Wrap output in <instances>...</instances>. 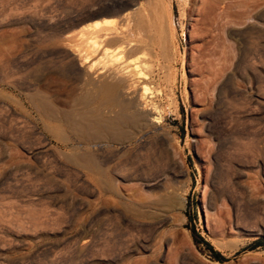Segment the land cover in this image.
Instances as JSON below:
<instances>
[{
	"label": "rangeland",
	"instance_id": "374dc122",
	"mask_svg": "<svg viewBox=\"0 0 264 264\" xmlns=\"http://www.w3.org/2000/svg\"><path fill=\"white\" fill-rule=\"evenodd\" d=\"M115 1L0 0V264H264V215L235 217L257 192L264 200V0H122L128 18L125 10L78 24ZM105 18L136 42L121 61L154 77L148 82L163 118L159 130L123 145L86 141L63 119L65 111L101 112L88 102L99 96L100 76L91 80L68 66L89 36L79 29ZM106 47L111 56L122 50L116 39ZM124 173L142 182L128 183L138 191L123 189L116 203L98 204L107 175L124 188ZM156 176L175 199L165 224L144 206L157 189L143 180ZM208 194L216 197L213 209ZM193 230L224 260L196 243ZM110 237L119 247L107 257ZM84 241L87 252L78 254ZM119 243H127L126 263Z\"/></svg>",
	"mask_w": 264,
	"mask_h": 264
},
{
	"label": "bare ground",
	"instance_id": "6f19581e",
	"mask_svg": "<svg viewBox=\"0 0 264 264\" xmlns=\"http://www.w3.org/2000/svg\"><path fill=\"white\" fill-rule=\"evenodd\" d=\"M116 8H119L120 10L119 11H115ZM125 10H127V12L124 13L125 17L128 18V16L132 15V11L127 9V4L124 3L122 0H117V1L113 2L112 4L105 6L101 10L100 9L97 10V11L95 10V12H91L92 11L91 10L90 14H88L86 16H83L78 21V24L84 23V22H86V21H88L90 19H93V18L95 19V18L101 16L102 14L114 13V15H115L116 13H119L121 11L123 12ZM226 12H225L224 16L226 15ZM134 13H135V11H134ZM230 14L233 15V13H230ZM232 15H230V16H232ZM219 16L220 17L223 16V13H222V15H219ZM227 16H228V14H227ZM230 16H229L230 19L228 20L229 21L228 23H230V21H233V23H235L234 20H232L234 18L231 19ZM245 16H243V18L244 17L245 18L249 17L247 15V13L245 14ZM127 18H125V19H127ZM225 18H227V17L225 16ZM239 18H241V16H239ZM220 20H222V19H220ZM225 20H227V19H224L223 23H226ZM245 20L247 21V19H245ZM257 20H259V19H257ZM111 21H112L111 18H105L103 20H96V21H93L91 23L83 25L79 29V32H78L79 36H83L84 38H85V36L87 34L89 36L86 37L85 47L81 48V46H80L79 48H77V50L75 52L70 50L72 52V54H71L72 55L71 56L72 59L70 60L69 66H68L69 67L68 70H69L70 73H77V74H81V75L84 74V75H86L85 77H88L91 80L92 79L94 80V78H97L98 76H100V82L98 84H94V86L96 85L97 88H98L99 96L97 98L96 97L93 98L92 96H89V100L90 101H88V102H92V103L97 104V106L100 108L101 112L97 113V112L92 111V110L90 111V109H89L88 111H85V112H83L81 114L76 115L77 113L74 114L73 113L74 111L73 112L72 111H65L63 119L68 124V126L71 127V129H73L74 131L77 132V135L79 137H81L82 139H84L86 141H92V142L96 141V143L97 142H102V143L104 142L106 144L117 143V144L123 145L125 142L129 143L134 138H137L138 135H141L142 137L145 138V137H147L149 135V132L151 130H159V129H157V124H159L163 118L161 119V108H160V105H159V101L157 102L155 100L156 98L153 96V94L151 92V90H152L151 87H150L151 83L148 82V81L154 80V77L153 78H151V77H148V78L145 77L144 78V76L143 77L141 76V73H139L137 68H136L137 70H135L134 68L133 69H129V66L125 65V62L127 60L125 62L121 61V58L128 59V53L132 52L129 49H133V48H131V47H133L132 44L134 45V44H136V42L132 43L131 41L127 40V38H126V36L124 34L125 32L124 33L122 32V28H117V29L116 28L115 29L109 28L110 27L109 23ZM240 21L243 22V23L245 22V24L247 23L244 20L242 21V19H240L239 22ZM219 22L221 24V21H219ZM239 22H237V23H239ZM256 22H259V21H256ZM228 23H226L227 28H229L228 25H230ZM262 23L260 22V24H262ZM245 24H243V25H245ZM222 25L225 27L224 24H222ZM220 27H222V26H220ZM241 27H243V26H241ZM158 28H160V27H158ZM221 29L224 30L223 28H221ZM225 29H226V27H225ZM226 31H227V29H226ZM227 33H228V31H227ZM110 39L111 40H113V39L115 40L116 39L117 43L120 44L122 50H121V52L119 51V54H113L112 56L110 55L109 48L106 47L107 43H108V41ZM218 40H219V38H218ZM83 44L84 43H82V45ZM135 46H137V45H135ZM111 57H117V58L116 59H112ZM210 61H212V60H210ZM217 62H219V61H217ZM131 65H134V64L132 63ZM145 72H147V71H145ZM150 73L153 74L152 71ZM145 74H148V72L145 73ZM91 83H93V81H91ZM28 99L33 102L34 97L29 95ZM40 100H38V101H40ZM43 100H44V103L47 102V101H45V99H43ZM42 104H43V102H42ZM47 104H48V102H47ZM47 104H45V105H46V107L49 108L50 104L48 106H47ZM85 104L86 103L84 101L83 105H85ZM35 107H36V109L38 111H42V107L43 106H40L39 104H36ZM43 108L45 109V106ZM48 111H50V110H48ZM114 111H115V114L114 115L112 114L113 116H110V114L108 115V113H110V112L114 113ZM52 112H53V110H52ZM48 113H50V112H48ZM57 113H59V112H57ZM51 114H54V118H55V112L50 113L49 115L51 116ZM50 118H52V117H50ZM138 138H139V136H138ZM125 144H127V143H125ZM160 146L161 147L159 148L160 150H158V155L157 156H158L159 160H162V159L165 158L164 154L166 153V151H165V148L163 147V143H160ZM88 159H89V157H88ZM88 162H89V160H88ZM105 163H106V161H105ZM252 163H254V162H252ZM127 165H129V163H122V169H125L124 171L130 172L131 171L130 168H129L130 171L126 170V169H128V168H126V167H128ZM133 165H134V163H133ZM135 166L137 167V165H135ZM148 167H150V166H148ZM93 168L94 169H92V171L97 169L96 166H93ZM133 169H134V167H133ZM149 169H151V168H149ZM149 169L147 171H150ZM136 170L138 171V169H136ZM145 171L146 170L144 168V175H145ZM122 172H123V170H122ZM132 172H131V174L134 173V172L133 173ZM138 173L136 172L135 175H137ZM124 174H126V175L122 174V176H121L122 180L127 183V186H124V188L121 187L122 185L119 186L117 184V182L115 180L116 177L114 178L112 176L114 178V179H112L109 175H107L108 179L106 181V188L104 190L105 194H101L98 204H102L104 206H111L112 204L116 203L115 197L118 196L123 189H125V190L126 189L127 190H135V189H132V188H136L137 186H135V187L134 186L130 187V186L133 183H135V184H138L139 182L142 183L141 181H139V182L135 181V180H137L136 179L137 176L134 177L135 175H133V176L127 175L128 173H124ZM150 174H151V172H150ZM141 175H142V173H141ZM146 176H145V178H146ZM132 181H134V182H132ZM128 183H129L130 186L128 185ZM130 183H132V184H130ZM143 185H145L147 187H154L155 189H157L156 192H155V189H153V191L155 193L152 191L154 194H151L147 198L148 201L144 203V206L150 210L151 214H158V215L160 214L162 216V219L160 221L161 223H164V224L166 222L169 223L168 214H169L170 211H172V208L174 207V203H175V199L173 197L174 195L172 196V194H170L171 191H169V187L167 185L163 186L160 177H157V176L154 179H151V180L144 179L143 180ZM138 188H136L137 191H138ZM139 190H141V189H139ZM128 192L129 191H127V193ZM131 192H133V191H131ZM172 193H173V191H172ZM222 193H224V192H222ZM134 194L137 195V194H140V192L139 193L137 192V194L134 192ZM214 194H216V193L214 192ZM250 194H251V192H250ZM261 194L262 193L260 191L257 192V194H254L255 195L254 197H253V194H252L251 198L253 197V199H251L250 201L248 200V203L245 201L247 204L244 205L245 206V210L242 211V212H244V214L243 215H242V213L238 214V215L236 214V216H235L237 221H238V223H239V221L241 222L242 220H249V219L251 220V219H255V218H260L262 215H264V200H263V198L260 199ZM131 195H130V197H133ZM213 196H214L213 194H208V197H206L207 200H208V208L209 209H213V207H215L214 206V204H215L214 203L215 202L214 199L216 197L214 196L215 197L214 198ZM223 196L225 197V198L223 197V199H225V200L227 199L229 202H232V204H233V202H236V201H234L235 199L232 196L225 195V194ZM218 198L220 199L222 197H218ZM125 201H127L126 204H128V202L129 203L131 202L130 203V205H131L134 202V199L132 200V199L128 198ZM218 201L219 200H217V202ZM222 202H225V201L223 200ZM126 204H125V207H126ZM236 204H237V202H236ZM238 204H240L239 206L242 205L241 203H238ZM130 205H128V207ZM222 205H225V204H222ZM126 209H128V208H126ZM149 210H147V211H149ZM107 212L110 213L111 210L108 208ZM149 216H150V214H149ZM155 216H157V215H155ZM119 217H120V215H119ZM143 217H145V218L148 217L146 212L143 213ZM211 217H213L212 212H210V214L208 212L207 220L210 221ZM251 221H250V223L255 222V221H252V222ZM211 222H213V221H211ZM217 223L218 222H216V225H217ZM221 223L219 222V224H221ZM242 223H244V222H242ZM132 226H135V225H132ZM130 228H132V227H130ZM78 241H80V240H78ZM87 242L88 241L82 242V245H80L81 247L79 246L80 248L77 249L78 250V254H79V252L81 253L82 251H84V249H86L85 252H87V249H88ZM120 242H123V239ZM115 244L117 245V241H115L114 238L111 239V237H110V239H105L104 250H103L104 253L103 254H105L107 257L113 256L114 247L116 249V245ZM119 244H120V246L122 245L121 246L123 248V249L121 248L122 250H124V249L126 250L127 243H119ZM77 246H78V242H77ZM91 246H92V244H91ZM76 252L77 251L75 250V253ZM126 257H127L126 251H125V253H123L120 250V259H122V263H123V261L124 262L127 261L128 258H126Z\"/></svg>",
	"mask_w": 264,
	"mask_h": 264
},
{
	"label": "trees",
	"instance_id": "16d2710c",
	"mask_svg": "<svg viewBox=\"0 0 264 264\" xmlns=\"http://www.w3.org/2000/svg\"><path fill=\"white\" fill-rule=\"evenodd\" d=\"M192 236L195 240L196 243H199L200 240L203 244H205V246L207 247L208 250H210L213 253V256L215 259H217L218 261H223V257L221 256V254L217 251L214 250V248L212 247V245L206 241H202V239H200L196 233L195 230L192 231ZM262 246H264V243H261Z\"/></svg>",
	"mask_w": 264,
	"mask_h": 264
}]
</instances>
